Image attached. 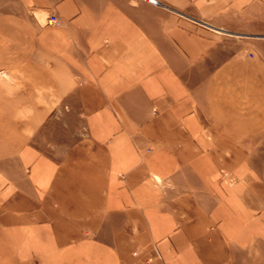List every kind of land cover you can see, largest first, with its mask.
<instances>
[{
  "label": "crops",
  "instance_id": "1",
  "mask_svg": "<svg viewBox=\"0 0 264 264\" xmlns=\"http://www.w3.org/2000/svg\"><path fill=\"white\" fill-rule=\"evenodd\" d=\"M159 1L0 0V264H264V0Z\"/></svg>",
  "mask_w": 264,
  "mask_h": 264
},
{
  "label": "rangeland",
  "instance_id": "2",
  "mask_svg": "<svg viewBox=\"0 0 264 264\" xmlns=\"http://www.w3.org/2000/svg\"><path fill=\"white\" fill-rule=\"evenodd\" d=\"M70 121L72 122V124H69L68 126V130L66 133H62L63 136L66 135V137H68L67 139H64L65 142H71L75 137H77L79 135V131L81 130V125L76 122V118L72 117V115H70ZM50 141H60V140H50ZM43 144H45V142H49V141H41ZM48 145V144H46Z\"/></svg>",
  "mask_w": 264,
  "mask_h": 264
},
{
  "label": "built area",
  "instance_id": "3",
  "mask_svg": "<svg viewBox=\"0 0 264 264\" xmlns=\"http://www.w3.org/2000/svg\"><path fill=\"white\" fill-rule=\"evenodd\" d=\"M143 1H146V2H149V3H152V4H159L160 3L159 0H143ZM50 21L56 22L57 21L56 16H51L50 17Z\"/></svg>",
  "mask_w": 264,
  "mask_h": 264
}]
</instances>
